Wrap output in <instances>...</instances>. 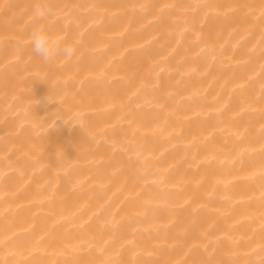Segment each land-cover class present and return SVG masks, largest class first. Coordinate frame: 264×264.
Wrapping results in <instances>:
<instances>
[{"label": "bare ground", "instance_id": "6f19581e", "mask_svg": "<svg viewBox=\"0 0 264 264\" xmlns=\"http://www.w3.org/2000/svg\"><path fill=\"white\" fill-rule=\"evenodd\" d=\"M34 3L0 0V264H264V0Z\"/></svg>", "mask_w": 264, "mask_h": 264}, {"label": "clouds", "instance_id": "9594fccd", "mask_svg": "<svg viewBox=\"0 0 264 264\" xmlns=\"http://www.w3.org/2000/svg\"><path fill=\"white\" fill-rule=\"evenodd\" d=\"M51 13L47 0H35L33 15L37 21H42ZM30 43L33 53L45 63H52L59 57L71 59L76 54L72 42L65 41L51 34L43 23H37L30 33Z\"/></svg>", "mask_w": 264, "mask_h": 264}]
</instances>
